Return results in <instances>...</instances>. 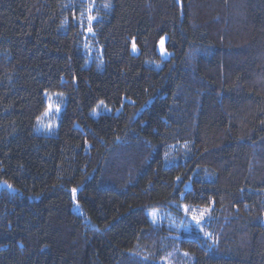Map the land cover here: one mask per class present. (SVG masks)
Listing matches in <instances>:
<instances>
[{
	"label": "trees",
	"instance_id": "16d2710c",
	"mask_svg": "<svg viewBox=\"0 0 264 264\" xmlns=\"http://www.w3.org/2000/svg\"><path fill=\"white\" fill-rule=\"evenodd\" d=\"M94 2L0 0V264H160L174 203L186 264H264V0Z\"/></svg>",
	"mask_w": 264,
	"mask_h": 264
},
{
	"label": "rangeland",
	"instance_id": "374dc122",
	"mask_svg": "<svg viewBox=\"0 0 264 264\" xmlns=\"http://www.w3.org/2000/svg\"><path fill=\"white\" fill-rule=\"evenodd\" d=\"M86 4V17L87 24L90 25L94 20V9L96 3L94 0H85ZM91 18V19H90ZM88 27L85 31L86 34V49L91 54H97L99 56L100 48L94 43L91 38V31ZM164 38V49L166 54L161 53L160 42L158 50L163 56L168 55V51L165 47L166 36ZM161 41V40H160ZM153 65L158 66L157 63ZM66 95L60 92H47L46 93V109L40 115L36 121L35 131L46 135L54 134L57 130L59 118L65 107ZM111 109L104 104L99 103L92 111L91 115L96 117L100 113L110 112ZM173 148L169 150V155L173 153ZM148 215L156 227H164L165 235L163 238L164 251L163 256L160 259V264H186L188 256L185 252L180 251L174 244V240L180 237H198L204 238L211 237V231L209 229L211 220V208L207 207H194L188 206L184 203H174L171 209L164 211L151 209L148 211ZM143 254V253H137ZM148 254V253H147ZM140 255V256H141ZM142 257V256H141ZM146 257V256H145Z\"/></svg>",
	"mask_w": 264,
	"mask_h": 264
},
{
	"label": "snow or ice",
	"instance_id": "6c2138e0",
	"mask_svg": "<svg viewBox=\"0 0 264 264\" xmlns=\"http://www.w3.org/2000/svg\"><path fill=\"white\" fill-rule=\"evenodd\" d=\"M91 19V18H90ZM89 31H91V29H89ZM160 48H161V53L162 54H166L165 53V49H164V38L162 37L161 38V41H160ZM133 50L135 51L136 50V45L135 43H133ZM75 191V190H74Z\"/></svg>",
	"mask_w": 264,
	"mask_h": 264
}]
</instances>
